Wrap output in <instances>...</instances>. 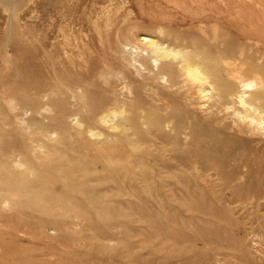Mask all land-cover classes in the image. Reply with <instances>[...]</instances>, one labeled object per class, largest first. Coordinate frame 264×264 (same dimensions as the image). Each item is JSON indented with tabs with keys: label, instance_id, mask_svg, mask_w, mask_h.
<instances>
[{
	"label": "rangeland",
	"instance_id": "rangeland-1",
	"mask_svg": "<svg viewBox=\"0 0 264 264\" xmlns=\"http://www.w3.org/2000/svg\"><path fill=\"white\" fill-rule=\"evenodd\" d=\"M149 38L206 50L216 92L151 89ZM224 61L264 112V0H0V264H264V127Z\"/></svg>",
	"mask_w": 264,
	"mask_h": 264
},
{
	"label": "bare ground",
	"instance_id": "bare-ground-1",
	"mask_svg": "<svg viewBox=\"0 0 264 264\" xmlns=\"http://www.w3.org/2000/svg\"><path fill=\"white\" fill-rule=\"evenodd\" d=\"M16 18V17H15ZM18 19V18H17ZM134 29V28H133ZM136 29H139L136 27ZM141 29V28H140ZM200 29V28H199ZM129 30V29H128ZM131 30V29H130ZM160 30V29H159ZM132 31V30H131ZM140 31V30H139ZM162 31V30H161ZM159 31V32H161ZM129 32V31H128ZM157 33V32H156ZM216 33V31H215ZM128 34V33H127ZM130 34V33H129ZM160 34V33H159ZM168 34V33H166ZM215 35V34H214ZM177 36V35H176ZM147 38V37H145ZM215 38V37H214ZM176 39V38H175ZM180 39V37H179ZM216 39V38H215ZM139 40V39H138ZM135 41V40H134ZM186 41V40H185ZM139 45H136L134 44L133 45V42L131 43V48H130V52L128 53V56L129 57H125L127 60H128V63L131 65V67H133L134 69H138V66L140 68H143L142 70L140 69L141 71V75L145 78L146 81L148 80H156L155 82H151V89L157 91V86L155 84H159V85H162L161 83L158 82V80H160V82H164V84L166 83L168 89L170 90V88H173L174 86L176 87L177 84L176 83H179V80L183 83V86L181 88L183 89H186L187 88V91H188V94L189 92H194L197 94H201V96H205L206 98L209 97L211 94H209V91L210 92H213L214 93V89H216V81L213 82L212 80V76H214V73H216L217 71L214 70V67L212 65V60L210 58V55L209 53H206V50L204 51H200L199 50V47L200 46H189V45H182L180 43H177V40H176V43H173V42H168V44H166L165 42H163L161 39H156V38H149L148 40L146 39H143V41L140 39L139 40ZM196 42V41H195ZM137 43V41H136ZM186 43V42H185ZM184 43V44H185ZM130 44V43H129ZM138 44V43H137ZM195 44V43H193ZM122 45V44H120ZM167 45V46H166ZM127 46V45H126ZM130 45H128L127 47H129ZM122 47V46H121ZM126 48V47H125ZM128 49V48H127ZM126 49V50H127ZM218 54V52H217ZM67 55V54H66ZM217 56V55H216ZM221 56V54H220ZM213 57V56H212ZM222 58V57H221ZM211 60V61H210ZM229 61V60H228ZM224 63L227 65V69L228 71L230 70V72H228V76L231 78V79H235L238 83H239V87L242 88L240 90L239 93H235L236 94V97L240 103V105H242L244 107V112H245V115L242 116L243 119H249L250 122L252 123H255L257 125H260L262 127H264V112L259 108L257 107L252 101L251 99L254 97L253 96V92L255 91H249V90H253L254 87L256 86H260L261 82V78L262 75L259 74L254 76L255 78L253 79H248L246 78L242 73V69H237L235 68L236 67V62H234V68L231 66V63L230 62H225ZM244 66V65H243ZM251 66V65H250ZM136 67V68H135ZM149 67H152L151 69H153V75H151V72H149L150 74L148 73H142V71L144 69H146L145 71H147V69H150ZM217 67V66H215ZM111 69V68H110ZM224 70V69H223ZM138 71V70H137ZM135 70V72H137ZM152 71V70H150ZM216 71V72H215ZM219 72V71H218ZM247 72V71H246ZM254 72V71H253ZM103 73V72H102ZM101 73V74H102ZM139 73V72H138ZM176 73H177V76H176ZM225 73V71H224ZM260 73V72H259ZM111 74V72H110ZM263 74V72H262ZM108 75V73L106 74ZM104 76V74H103ZM121 76V75H120ZM123 76V75H122ZM217 76V75H216ZM227 76V75H226ZM101 77V76H100ZM106 77V76H105ZM103 77V80L104 78ZM109 77H111L109 75ZM125 76H123L124 78ZM141 77V76H140ZM142 78V77H141ZM225 78V77H224ZM158 79V80H157ZM107 82H108V78L106 79ZM111 80V79H110ZM129 79H125V81H127ZM226 80V79H225ZM144 81V80H142ZM231 81V80H230ZM234 81V82H236ZM65 82V81H64ZM128 82V81H127ZM228 82V81H227ZM110 83V82H109ZM129 83V82H128ZM141 83V82H140ZM230 83V82H229ZM233 83V82H232ZM144 85V83H142ZM146 84V83H145ZM228 84V83H227ZM264 84V83H263ZM124 85V84H123ZM127 85V84H126ZM126 85H125V88H126ZM165 85V86H166ZM221 85V84H220ZM229 85V84H228ZM129 86V85H128ZM149 86V85H148ZM222 87V85H221ZM223 87H226V86H223ZM222 87V88H223ZM232 87H235V86H232ZM230 89V87H226V89ZM221 88H219L220 90ZM224 90L225 91H228ZM129 90V88H128ZM213 90V91H211ZM219 90L217 89V91L219 92ZM231 90V89H230ZM233 90V88H232ZM231 90V91H232ZM34 91V90H33ZM179 91V90H178ZM181 91V90H180ZM234 91V90H233ZM232 91V92H233ZM154 93V91H151ZM174 92V91H173ZM216 92V91H215ZM76 93V92H75ZM132 93V92H130ZM221 93V92H220ZM231 92L229 91L228 94H230ZM247 93H249L247 96ZM62 95V94H61ZM86 95V94H85ZM131 95V94H129ZM156 95V94H155ZM191 95V94H190ZM195 95V94H194ZM214 95V94H213ZM226 95V94H225ZM264 95V94H262ZM150 96V97H149ZM196 96V95H195ZM212 96V95H211ZM223 96V95H222ZM89 97V96H87ZM148 97L150 98L149 100L152 101V105L151 107L153 106H156L157 108H166L168 109L169 108V104L167 103V100H166V103L164 105H158L156 104V102H158L159 100L163 99V96L161 95V93H157V96H151V95H148ZM226 96H224L223 98H225ZM234 97V96H233ZM202 98V97H200ZM205 98V99H206ZM231 98V97H230ZM42 99V98H41ZM77 99V98H76ZM115 99L117 100H120L122 103L126 104V102L124 100H121L120 97H118V95H116ZM210 99H213V98H210ZM7 100V99H6ZM91 100V99H89ZM202 100V99H201ZM214 100V99H213ZM234 100V99H233ZM259 100V99H258ZM257 100V101H258ZM264 100V99H263ZM86 101V100H85ZM165 101V100H164ZM256 101V100H255ZM256 101V102H257ZM135 102V101H134ZM136 103V102H135ZM134 103V104H135ZM217 103V101H216ZM13 104V103H12ZM84 104V103H83ZM112 104V103H111ZM114 104V102H113ZM137 104V103H136ZM143 104V103H142ZM218 104V103H217ZM81 105V104H79ZM117 105V104H116ZM149 105V104H147ZM147 105H144V107H148ZM207 105V104H206ZM112 106V105H111ZM109 106L110 108H108L107 110L104 111V113H102V115L100 116V119L101 121L100 122H104L103 124L106 125V124H110L111 125V129H117L119 130L120 128L119 127V124L116 125L115 122L116 120H120V119H123L124 118V115L125 113H127L128 111L130 110H126V106H113L111 107ZM193 106V105H192ZM259 106V105H258ZM128 107V106H127ZM134 107V106H133ZM46 108V107H44ZM57 108V107H56ZM84 108V107H83ZM215 108V107H214ZM13 109V108H12ZM264 109V108H263ZM14 110V109H13ZM48 110H49V107H48ZM47 110V111H48ZM144 110V109H142ZM230 110V109H229ZM50 111V110H49ZM88 111V110H87ZM127 111V112H126ZM61 112V111H60ZM64 112V111H63ZM236 112V111H235ZM50 113V112H49ZM137 113V112H136ZM144 113V112H143ZM238 113H241V112H238ZM235 114V113H234ZM130 115V114H129ZM149 115V114H148ZM148 115L146 116V121L148 119ZM137 116H139L137 114ZM233 116V115H232ZM83 117V116H82ZM241 118V117H240ZM239 118V119H240ZM82 119V118H81ZM139 119V118H138ZM142 119V118H141ZM144 119V118H143ZM89 120V119H88ZM149 120V119H148ZM77 121V120H76ZM123 121V120H121ZM137 121V120H136ZM145 121V120H144ZM173 121V120H172ZM23 122V121H22ZM26 122V121H25ZM23 122V124L25 123ZM74 122V121H73ZM244 122V120H243ZM117 123V122H116ZM21 124V123H20ZM77 124H81L80 121L77 122ZM122 125H123V122H122ZM250 125V124H249ZM121 127V126H120ZM108 129V128H107ZM122 129V128H121ZM42 130V129H41ZM124 130V129H123ZM257 131V130H256ZM261 131V130H260ZM10 132V131H9ZM40 132V130H39ZM93 132V131H92ZM94 131L93 132V135L97 136V135H100V133ZM53 136V135H52ZM104 136V133L101 134V137ZM89 137V136H88ZM100 139V138H99ZM104 139V138H103ZM102 144V143H101ZM44 149V148H43ZM42 155V154H41ZM19 157V156H18ZM129 158V157H128ZM124 161V160H123ZM26 163V162H24ZM17 165V163H15ZM22 164V162L20 163L19 162V165ZM30 164V162H29ZM37 164V163H36ZM24 165V164H22ZM27 165V164H26ZM24 165V166H26ZM33 165V164H32ZM7 166V165H6ZM28 166V165H27ZM22 166H20L21 168ZM28 167H33V166H28ZM124 167V166H123ZM35 168V167H34ZM32 170V169H31ZM34 170V169H33ZM35 172H36V169H35ZM33 173V172H31ZM37 173V172H36ZM28 174V172H27ZM26 174V175H27ZM29 175V174H28ZM35 176V175H34ZM37 177V176H36ZM4 179V178H2ZM6 180V178H5ZM3 180V181H5ZM8 183L10 181H7ZM4 183V182H3ZM15 183V182H13ZM2 184V183H1ZM11 184V183H10ZM4 185H7V183ZM3 185V186H4ZM13 185V184H11ZM17 187L16 189L18 188V185L15 184ZM30 185V184H29ZM23 186V185H22ZM26 186V185H25ZM22 187V188H25ZM8 187H9V184H8ZM11 187V186H10ZM9 187V188H10ZM35 187V186H34ZM8 188V189H9ZM12 188V187H11ZM10 188V189H11ZM20 188V189H22ZM27 188V187H26ZM36 188V187H35ZM34 188V192L35 189ZM9 189V191H10ZM14 191L17 193V190H15V187L13 188ZM19 190V188H18ZM29 190V189H28ZM28 190L25 189V191L27 192ZM12 191V190H11ZM23 190L20 191L22 192V195L23 193L25 192ZM39 191V190H38ZM46 191V190H45ZM25 192V193H26ZM29 193V192H28ZM33 193V192H31ZM18 194V193H17ZM16 194V195H17ZM27 194V193H26ZM25 194V195H26ZM35 194V193H34ZM39 194V193H38ZM38 194H35V196H39ZM44 194L41 193V195ZM24 195V196H25ZM40 195V197H41ZM46 195V194H45ZM33 196V197H35ZM44 197V195H43ZM42 197V198H43ZM22 197H19V200H22L20 199ZM14 201V200H13ZM5 202V201H4ZM15 203V202H14ZM4 204V203H3ZM7 204V202H6ZM5 204V206H6Z\"/></svg>",
	"mask_w": 264,
	"mask_h": 264
}]
</instances>
